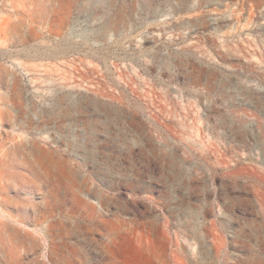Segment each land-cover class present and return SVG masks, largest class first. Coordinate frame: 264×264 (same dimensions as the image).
Returning a JSON list of instances; mask_svg holds the SVG:
<instances>
[{
    "label": "rangeland",
    "instance_id": "rangeland-1",
    "mask_svg": "<svg viewBox=\"0 0 264 264\" xmlns=\"http://www.w3.org/2000/svg\"><path fill=\"white\" fill-rule=\"evenodd\" d=\"M264 264V0H0V264Z\"/></svg>",
    "mask_w": 264,
    "mask_h": 264
},
{
    "label": "bare ground",
    "instance_id": "bare-ground-1",
    "mask_svg": "<svg viewBox=\"0 0 264 264\" xmlns=\"http://www.w3.org/2000/svg\"><path fill=\"white\" fill-rule=\"evenodd\" d=\"M130 262L128 260H122V264H129Z\"/></svg>",
    "mask_w": 264,
    "mask_h": 264
}]
</instances>
